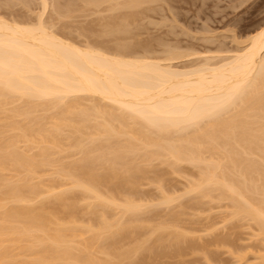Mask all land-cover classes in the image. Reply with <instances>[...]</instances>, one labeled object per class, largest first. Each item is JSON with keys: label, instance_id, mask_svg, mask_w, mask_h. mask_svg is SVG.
I'll use <instances>...</instances> for the list:
<instances>
[{"label": "bare ground", "instance_id": "1", "mask_svg": "<svg viewBox=\"0 0 264 264\" xmlns=\"http://www.w3.org/2000/svg\"><path fill=\"white\" fill-rule=\"evenodd\" d=\"M17 1L30 8L24 5L28 0ZM78 1L80 11H107L106 20L110 16L113 23L101 25L99 16L103 30L97 31L98 25L94 30L116 37L114 46L111 40L89 42L87 36L79 42L54 28L73 10L79 12L77 0L63 5L38 0L39 9L31 10L34 3L28 10L37 15L34 20L0 13V264H142L153 263L154 255L195 251L203 243L197 245L190 230L171 223L175 229L169 231L166 222L159 224L179 219V213L169 211L170 219L149 221V226V217L141 218L150 206L169 205L184 194L229 202V220L253 222L249 234L263 246L264 22L240 39L234 34L231 49L199 52L197 64H185L191 53L177 44L169 47L158 39L167 47L158 55L149 47H154L151 40L130 39L138 28L135 21L142 23L149 12L162 13L161 1L168 0ZM128 33L133 35L126 38ZM66 152L79 157L66 161ZM155 160L170 167L168 174H181L185 163L196 170L174 196L156 173L161 195L142 203L136 198L138 186L151 180L149 166ZM162 170L158 173L164 175ZM147 226L151 229L142 234ZM215 247L206 254L208 261ZM245 251L237 255L236 250L234 264L250 263L243 259L250 250ZM259 251L252 252L250 264H264V248ZM212 259L206 263L214 264Z\"/></svg>", "mask_w": 264, "mask_h": 264}, {"label": "rangeland", "instance_id": "2", "mask_svg": "<svg viewBox=\"0 0 264 264\" xmlns=\"http://www.w3.org/2000/svg\"><path fill=\"white\" fill-rule=\"evenodd\" d=\"M0 1L2 3L1 6H0V9H1L0 13H3V12L7 11L9 13V15L11 14L10 16L9 15L6 16L5 14L7 12L3 13V15H5L6 17L10 18V17H13V16H15V17L17 16L15 19H18V20L19 19L20 20L21 19H33L34 20L35 19L34 16H37V15H34L33 12L28 11V10L33 8L34 5L38 4L37 3L38 0H37V2L35 0H33V2L31 0H28L27 4L25 3L26 0H24V2H23V0H21L23 3H25L24 5H27V6L30 5V8L29 7L27 8L26 6L24 7L23 4L20 3V1H17V0H13L14 2L13 1L8 2L9 0H7V3H9V7L10 8L7 7L8 5L5 3L6 0H4V1L0 0ZM50 1L53 2V0H50ZM61 1H63V3H61ZM64 1H66V0H59V2L62 5L65 3ZM31 2H32V4H31ZM75 2H76V0H75ZM78 2H80V3H78ZM161 2L164 3V1H161ZM165 2H167V4L169 3L168 5H170L169 6L170 8H167L168 5L166 3H164V4L162 3V4H160L161 8L163 10L162 13H159L157 10L156 11L159 14L156 13V12L154 14V11L153 12H149L148 16H145V19L142 17L143 19L141 21H142L143 24L140 23V19L141 18H138V20H139V21L137 20L138 22L135 21L136 22L135 26H137L138 28L133 27L134 24H132L133 28L130 26L131 30L135 28V30L132 31L134 36H135V34H137V36H138V37H134L133 36L130 39H131V42H133L132 39L134 38L133 40L136 39L137 42H139V40L141 39L143 42H144V40H146L147 43H149L148 40L149 41L151 40L150 43L153 42L152 44L154 45V47H152L151 45L149 47L151 49L153 48L154 51H152L153 49L152 50L150 49V50L152 52H154V54H158V55H162V54L164 55V53H165L164 50L167 48V47H165L163 49V46H165V45L163 44V46H161L160 45L161 43L159 44L158 39H159V41H160V39L161 40L164 39L163 42H165V44L168 42V44L170 45L169 47H171V43L173 45L177 44V45L180 46V47L177 46L179 49L183 48L184 51H186V52L190 51L189 53L192 54V55L190 54L188 57L183 59V60H185V64H186V62H188V64L189 63L191 64L192 61H193V63L197 64L198 62L196 63V61H197L196 57L199 58V56H200L198 54L199 52H200V54L201 53L203 54V52L206 53L208 51H213V50L217 51L215 49H218V47L219 48L221 47L220 50L222 49V51H217V52L223 53V52L226 51L225 47L226 48L229 47V49H231V47H233V45H236V44H234L236 42L233 39L234 34L238 38H239V36L240 37H244V36L248 35L249 33L253 32L254 29L256 30L264 22V0H174V1L172 0L171 2L168 0V1H165ZM10 3H11V5H10ZM34 3H36V4H34ZM171 3H173V4H171ZM77 4L78 5H80V4L82 5L83 3H82V1H78L77 0L76 5ZM78 5L74 6V7H76V9H77ZM38 6H39V4L36 7L34 6V8L31 9V10H34V12H35L36 9H39ZM2 7L4 8V11H2L3 10ZM49 7H50V9L48 8V10H50L51 13H53L54 12L53 9L51 10L52 6H49ZM26 8H27V10H26ZM161 8L158 7L159 10ZM171 8H172V10H170ZM78 9H79L78 13L76 12V10L75 11L73 10L72 12L73 13L76 12V13L73 14L72 12H70V14L72 13L71 16H69V17L67 16L68 18H65V19L63 18V21L60 19L61 16L58 15L60 17V18H58L56 16L57 13L54 12L56 18L60 19L59 22H58L59 25L57 24V27H54V28H56L57 31L60 30V32L61 31H63V32L66 31L64 34L69 35V37H72V39H74L76 41L78 40L79 42H80V40L86 41L85 39L88 38L89 42L90 41L93 42V40H94L95 44H96V41H97V43L98 42L102 43V44L98 43L99 45H103L104 43L109 42L111 39L114 40L116 38V37L114 38L113 35H112V37H110V35L109 36L108 35H106V36L104 35V37H103L102 32H101V34H102L101 36H100V33L97 32L100 29H102L101 25L103 24V20L107 21V22L104 21V24L113 23V22H108L110 16L106 20V17L108 16L106 14L107 11H105V10L100 11L101 8H99V10L97 9V11H94V9L96 10V8H94L93 10H92V8H88V10L86 9V12L84 11V9H81V11H80V8H78ZM103 9H105V7ZM15 12H17V14ZM88 12H90L91 14H89ZM94 12H96L97 15H94V14H96ZM160 12H161V10H160ZM174 12H175V15L172 14ZM48 13H46V12L44 13V18L48 19ZM80 13H83V14H80ZM45 14H47V15H45ZM104 14L106 15L105 19H103L104 18V16H103ZM108 14H110V13H108ZM49 15H50V13H49ZM52 15L53 14H51V16ZM78 15H80V16H78ZM51 16H50V19H52ZM55 16H53V18ZM99 16L103 17V18L100 17V19H101L100 22L98 20ZM63 17H64V15H63ZM54 20H55V18H54ZM54 20L53 21L50 20V21H52L54 23L55 22ZM114 20L115 19H113L112 21H114ZM47 21H49V19ZM57 21H56V23H57ZM96 21H98L99 23L102 22L101 25L99 24L100 25L99 26L98 22H96ZM85 25L89 29L91 27H93V26L94 27L92 29L88 30V32H87L86 31L87 28L85 27ZM90 25H92V26H90ZM60 26H62V27H60ZM95 27L97 28V31L94 30ZM80 29L83 30V31L85 30L86 32L80 31ZM92 30H94V32ZM70 31H71L72 34L70 33ZM82 32H83V34H82ZM90 33L91 34L93 33L92 36H90ZM94 33H97V34L99 33L98 35L95 34L97 38L93 37V36H95ZM81 35H84V36H81ZM127 35H129V36H125L126 38L130 37L131 34L128 33ZM86 36H87V38H86ZM122 37L125 38L124 36H122ZM122 37H121V39H122ZM155 39L157 41H155ZM113 40H111L112 41V42H110L111 44L108 43L109 46L110 45H112V46L115 45L114 43H115L116 40L115 41H113ZM127 40H125V41H127ZM136 40L134 42H136ZM142 41H141V43H143ZM168 44H167V46H168ZM142 51H139V52L142 53ZM201 57L202 56H200L199 60L201 59ZM183 60H182V62H183ZM187 60H189V61H187ZM177 63H180V62H177ZM180 64H182V63H180ZM195 64H193V65H195ZM67 153H69L68 155H70V156L66 155ZM71 154H73V156H71ZM71 154H70V152H66L65 153L66 161H70L71 158L75 159L74 157L78 156V153L75 154V153L71 152ZM159 162H161V161H159ZM159 162H158V160H155L154 163L152 162V164H154V166H152V165L149 166L150 164L148 165L150 167L149 168V172L150 173L147 172L148 170H146V172H147L146 174L148 175V173H149L148 176L151 175V177H150L151 180L148 181V178L146 180L145 177H143L145 179L144 183H142V184L140 183L141 185L138 186V187H140L139 188L140 192L138 193V191H137V195L136 196H138V197H136V198H139L138 200L141 199L140 202H142V203H147L146 202L147 200L155 202L159 198V194L161 192H158V191H160V189L157 188L158 187L157 183L154 181L155 177H156V175H155L156 173L157 174H161V176L165 177V180L163 179V177L161 178L163 180V182L164 181H166V182L168 181L170 183L169 184L167 182V184L164 185L165 188L170 186V187L166 188V189H168L166 191V193L168 195H171V196L173 195L174 196L175 193L177 194V193L181 192L182 188L185 189L184 187L187 186L186 184L188 182V180H186V179H191L193 177V175H194L195 170H196L194 168L195 166L188 165V164L185 163V164H181L180 165V166H182L180 168L183 169L181 174H175V173L172 174L173 172L172 173L169 172V174H168V171H170L169 170L170 167H168L169 168L168 169L167 168V164H164V163L161 164ZM156 163L158 164V166L155 165ZM145 166H147V165H145ZM158 167H159L160 170L158 169ZM155 168L157 170H159V171H161L163 169L162 170V172H164L163 174L164 175L166 173L167 174L164 176V175H162V173H158L159 171L156 172L157 170L155 171ZM190 176H192V177H190ZM45 177H46V179L48 178L47 179V181H48L50 176L45 174ZM45 177L43 179H45ZM184 185H186V186H184ZM179 195L182 196L183 194L180 193ZM191 195H195V194H191ZM198 197L199 196H196V197L194 196V198H193V196H190V194L189 195L188 194L187 195L184 194L183 197H180L179 199L176 198L177 200L175 199L176 201L171 202V204H169V205H165V204L162 205V206H159V205L158 206H153L152 205V207L151 206L149 207L151 209L148 208L149 211H148V209H146L142 213L141 218H143V215L146 218L149 217L148 218L149 220L146 219L147 223H145V224H148V226H149V223H150L149 221H153L154 222L156 220H159V218H167L168 215H166V214H170L169 211H171L172 214L175 212L178 215V213H179V215H178L179 219H177V217H176L175 218L176 220L175 219L172 220L171 216L169 215V217L171 219L169 217H168V219H170V220L167 219L168 221H166V219H164L165 220L164 221V220L161 219L162 222L164 221L163 223H159L160 220H159V222L158 221L157 222L160 225H163V224L165 225L167 223V225H165V226H167V229H168V227H170L168 229L169 231L175 229V228H171V226H170L171 223H173V224H171L172 227H177L178 230L183 229V230H185L187 232L190 230L189 232H190L192 238L193 239L195 237L197 238V239H194V242L197 245H200V246H202V243H203V247H196L197 250H195V251L192 248H187V250H185L183 252L184 254L182 253L181 256L180 255L178 256V254L175 255V253H173V252H172V254H170V253L168 254L170 256H165L164 255V257H166L167 259H164L163 255H158L159 258H160V256L163 257V259L162 258H160V259L158 258L159 260L157 259V256L154 255V258H152V256H151L152 262H153V259L155 260V258H156V260L153 263L159 261L158 264H182V263H184V264H207L210 261V258L212 259V257H210L209 261H208L207 255L209 254V252H211V248L214 251V247L216 245L217 247H215V250L216 249L218 250V251L216 250L218 252V255H217V252L216 253L214 252L215 253V255L213 256L214 260L213 259L211 260L213 262L215 261L214 264H232V263L234 264V260L236 259L237 255H245L244 251L248 250V249L250 251L248 250L249 253L243 259L245 261V259L247 258L246 259L247 260L246 263L249 260L252 261V259H253V261L252 262L250 261V263H254L255 262V259H254L255 254L259 250H263V248H264V245L262 246L261 240L258 241L257 237H256V239L254 238L255 239L254 240L253 239L254 236L252 237V235H250L251 231H252V233H254V231L252 230V226H253V229H254V226H255L254 223L252 222L253 223V225H252V223L249 222L252 225V226L250 225L251 226L250 227L249 224L247 223L248 221L246 222L245 219H243V218H241V219L237 218L236 220H238V221H236L235 218H234V220L233 219L229 220L230 215L228 213H230V211L229 212H227V211L230 210L231 208H229L228 205H227L229 203L228 201H226L228 203H225V202L223 203V201L220 203V201H216L215 200L216 202H214L213 201L214 199H212L211 202H208V201H210L209 198L207 199L208 201L207 200L204 201V199L206 197L205 198L203 197V199H201V200L198 199ZM199 198H202V197H199ZM194 199H195V201H194ZM199 200L202 201V202H200L199 204L196 203L197 201L199 202ZM149 201H148V203H150ZM200 204H201V206H199ZM225 204H226V206H225ZM175 210H178V211H175ZM223 210H225V211H223ZM172 211H174V212H172ZM180 214H182V216ZM85 215L82 214V216H79V217H83L84 216L83 219H85L88 216V215H86V216ZM153 216H154L155 219L151 218ZM208 218H210V219H208ZM143 219H145V218H143ZM170 221H172V222H170ZM175 221H177V222H175ZM153 222H151V224ZM151 224H150V227H151ZM156 224L157 223H155V225ZM174 224L176 226H173ZM178 225H179L180 229H179ZM148 226H147L148 230L145 227L144 228L146 230H144V229H142L143 231L141 230L142 234H147L146 232L151 229ZM181 226H182V228H181ZM216 226H217V228H216ZM209 227L211 228V230L213 229V232L210 231ZM207 229H209V230H207ZM255 229H256V227H255ZM144 231H146V232L144 233ZM165 231H167V230L165 229ZM165 231H164V233H166ZM189 232H188V234H189ZM193 232L195 234H197L199 238L197 237V235L194 236L195 234H193ZM139 233H138L137 236L135 235V237H138ZM156 233H158V232H156ZM220 233H222V234H220ZM213 234H215V235H213ZM224 234L225 235L227 234L226 235L227 237L223 236ZM221 235L223 236L225 241H223L224 239L222 237H220ZM140 236H142L141 233H140ZM154 236H155V234H154ZM188 236L190 237V235H188ZM150 237L154 238L152 235H150ZM217 238H219V239L221 238V240L224 243L220 242L221 240H219V241L216 240ZM199 239H202V240L204 239L206 241H202V240H199ZM196 240H199L200 243L197 242ZM215 241H217V243ZM207 242H209V243H207ZM213 242H215V243H213ZM124 243H126V242H124ZM211 244H213V245H211ZM222 244L225 245V246H221ZM248 244H249V246H248ZM252 245L254 247H252ZM244 246H246V247L244 248ZM228 248H230V249H228ZM206 249H207V251H206ZM226 250H228V251H226ZM236 250H237L238 254L236 253ZM191 251H193V252L191 253ZM248 251H245V252H248ZM196 252H199V253H196ZM201 252L203 254H200ZM252 252H254V253L256 252V253L254 254ZM259 252L261 253V251H259ZM263 253H264V251H262V254ZM97 255L99 256L100 253L97 254ZM103 255H101L100 257H104ZM172 256H173V258H172ZM179 258H181V259H179ZM161 259L166 261V262H164V261L162 262ZM230 260L232 262H230ZM144 263L145 264H150L151 261L145 260ZM144 263H142V264H144ZM153 263H151V264H153ZM250 263H247V264H250ZM116 264H120V263L117 262Z\"/></svg>", "mask_w": 264, "mask_h": 264}]
</instances>
